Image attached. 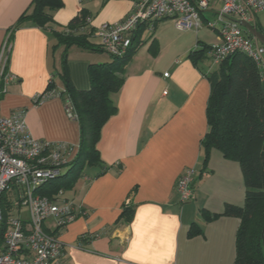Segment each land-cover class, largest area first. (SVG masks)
Here are the masks:
<instances>
[{
  "label": "crops",
  "instance_id": "crops-1",
  "mask_svg": "<svg viewBox=\"0 0 264 264\" xmlns=\"http://www.w3.org/2000/svg\"><path fill=\"white\" fill-rule=\"evenodd\" d=\"M32 1L0 0V50L9 38L8 68L17 76L1 97V114L10 116L23 109L34 138L67 143L77 156L80 123L68 118L64 99L36 101L47 92L52 76L55 90L64 89L57 74L64 47H55V33L64 31L83 9L96 31L120 22L131 12L133 1L63 0L64 6L46 27L25 21L16 29ZM165 29H172L180 39L170 43ZM154 31L157 35L152 37ZM154 31L141 30L140 46L128 62L124 83L112 96L117 111L103 124L97 145L102 166H86L72 189L65 191L76 219L59 230L54 220L47 222L49 231L64 244L65 264L235 262L240 219L221 215L207 220L203 213L221 214L227 204L245 203L237 162L213 150L204 169L201 145L209 130L206 108L211 94L207 74L218 65L206 63L208 56L198 66L189 60L198 42L210 45L201 40L200 31L181 32L168 23L156 25ZM147 32L152 33V41L143 49ZM92 41L101 45L97 35ZM67 53L68 77L78 90L91 88V64L112 60L103 49L72 46ZM189 168L195 171L194 199L182 203L176 183ZM126 207L133 210L128 223L121 218ZM194 226L195 234L190 235Z\"/></svg>",
  "mask_w": 264,
  "mask_h": 264
},
{
  "label": "built area",
  "instance_id": "built-area-1",
  "mask_svg": "<svg viewBox=\"0 0 264 264\" xmlns=\"http://www.w3.org/2000/svg\"><path fill=\"white\" fill-rule=\"evenodd\" d=\"M132 1L133 8L124 19L96 31L101 46L111 56H124L139 30L153 32L158 22L175 19L181 32H199L207 27L217 33L220 43L211 45L209 51L213 64L243 53L257 64L264 80V46L242 26V22L255 26L258 13L264 11V0ZM205 13L213 14V19ZM9 41L6 39L0 50V103L17 78L8 68L12 52ZM53 96L60 94L48 91L36 101ZM25 113L17 109L4 116L0 109V264H65L64 244L49 231L47 222L54 220L57 230L66 227L77 217L74 204L65 199V190L50 197L40 189L64 175L76 152L67 143L34 138ZM66 114L78 120L70 102L66 103ZM194 175V169L189 168L176 183L182 203L194 199Z\"/></svg>",
  "mask_w": 264,
  "mask_h": 264
},
{
  "label": "trees",
  "instance_id": "trees-1",
  "mask_svg": "<svg viewBox=\"0 0 264 264\" xmlns=\"http://www.w3.org/2000/svg\"><path fill=\"white\" fill-rule=\"evenodd\" d=\"M62 2L63 0H33L30 8L19 17L16 29L25 21L46 27L54 21V13L64 6ZM255 27L264 34L258 23ZM140 32L141 30L133 37L131 48L124 56L110 55L112 60L109 63L90 65L89 90L75 89L68 77L66 65L67 52L72 46L83 50L103 49L92 41V38L96 37V29L91 26L88 11L81 10L64 31L55 33V47H64L60 70L57 72L64 89L59 94L65 103H71L77 114L81 142L79 152L70 163L68 171L41 188L44 194L54 197L60 190L68 191L72 189L86 166H102L97 150L100 133L103 124L117 111L111 99L124 83L128 62L140 46ZM210 46L198 42L197 48L188 55L189 60L198 66L199 62L207 58ZM258 68L247 55L234 53L223 60L216 70L207 74L211 94L206 108L209 130L201 145L204 152V169L207 168L213 150H218L225 159L237 162L244 178L245 203L240 206L227 204L221 214L210 216L206 211L203 213L207 220L221 215L240 219L234 264H264V80ZM53 77L47 92L56 89ZM122 211L121 218L128 223L133 210L126 207ZM194 231L195 226L190 230V235L195 234Z\"/></svg>",
  "mask_w": 264,
  "mask_h": 264
},
{
  "label": "rangeland",
  "instance_id": "rangeland-1",
  "mask_svg": "<svg viewBox=\"0 0 264 264\" xmlns=\"http://www.w3.org/2000/svg\"><path fill=\"white\" fill-rule=\"evenodd\" d=\"M221 7H222V5H219V8H221ZM205 15H206V17L208 19H213V14L205 13ZM256 20H257V23H258V27H260L264 31V11L258 13ZM163 23H168L169 25H173L176 28V25H175L176 20L175 19H167L165 21H161V22L157 23V28L162 26ZM156 33L157 32L154 31L152 37H155L157 35ZM163 33H167L166 40L170 41V43L175 41V40L177 41L178 39H180L177 36H174L175 34H173V30L172 29L171 30L165 29V30H163ZM151 35H152V33H149V32L145 33V35L143 36L144 37L143 38L144 46H142L141 48H143V49L144 48L145 49L148 48L150 42L152 41ZM199 35H200V38H201L202 41H205L206 43H209L210 45H215V44H219L220 43V41L217 38V33L215 31L211 30V29H208L207 27H204L203 29H201ZM207 56H208V58L206 60V63L211 64L212 61H211V59H209L210 58V52L209 51L207 52ZM68 169H69V167H65L64 168V170H63L64 174L68 171ZM66 195L68 196V194H66ZM23 211L26 212V208H24ZM12 214L13 213H11V215Z\"/></svg>",
  "mask_w": 264,
  "mask_h": 264
},
{
  "label": "water",
  "instance_id": "water-1",
  "mask_svg": "<svg viewBox=\"0 0 264 264\" xmlns=\"http://www.w3.org/2000/svg\"><path fill=\"white\" fill-rule=\"evenodd\" d=\"M242 26L246 29L247 33H249L252 37L256 38L261 45L264 46V34L262 32H259L257 28H255L254 25H251L247 22H242ZM262 238L264 239V229L262 233Z\"/></svg>",
  "mask_w": 264,
  "mask_h": 264
}]
</instances>
